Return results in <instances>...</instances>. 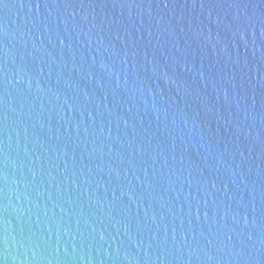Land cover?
I'll list each match as a JSON object with an SVG mask.
<instances>
[{"label":"water","instance_id":"water-1","mask_svg":"<svg viewBox=\"0 0 264 264\" xmlns=\"http://www.w3.org/2000/svg\"><path fill=\"white\" fill-rule=\"evenodd\" d=\"M0 264H253L0 95Z\"/></svg>","mask_w":264,"mask_h":264},{"label":"snow or ice","instance_id":"snow-or-ice-1","mask_svg":"<svg viewBox=\"0 0 264 264\" xmlns=\"http://www.w3.org/2000/svg\"><path fill=\"white\" fill-rule=\"evenodd\" d=\"M3 2V0H0V3H2Z\"/></svg>","mask_w":264,"mask_h":264}]
</instances>
